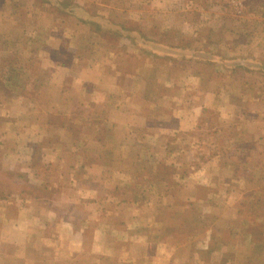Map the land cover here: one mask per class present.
I'll list each match as a JSON object with an SVG mask.
<instances>
[{
	"label": "rangeland",
	"instance_id": "374dc122",
	"mask_svg": "<svg viewBox=\"0 0 264 264\" xmlns=\"http://www.w3.org/2000/svg\"><path fill=\"white\" fill-rule=\"evenodd\" d=\"M260 34L264 0H0V223L10 222L12 237L25 243L52 237L86 254L102 247L101 257L107 246L103 261L113 264V246L125 242L135 264L187 262L165 250L199 238L209 222L196 215L205 188L190 182L206 161V124L194 132L179 123L168 104L177 88L166 99L155 89L169 78L160 70L179 65L172 58L179 52L198 48L204 59L211 40L236 38L230 51L245 40L252 54ZM80 71L88 81L77 105L76 88L63 86ZM179 76L189 82V72ZM93 92L100 102L134 98V121L86 103ZM182 96L188 102L189 90ZM174 229L177 237L168 235ZM231 237L209 235L207 252L196 245L191 264L258 263L260 251L225 252L222 239Z\"/></svg>",
	"mask_w": 264,
	"mask_h": 264
},
{
	"label": "crops",
	"instance_id": "0c3cea01",
	"mask_svg": "<svg viewBox=\"0 0 264 264\" xmlns=\"http://www.w3.org/2000/svg\"><path fill=\"white\" fill-rule=\"evenodd\" d=\"M255 22L259 25L262 24L260 18ZM243 36L245 38V35ZM235 39L231 37L219 41L211 40L210 43L213 45L210 51H205V60L200 56L198 48L196 51L179 52L172 56L176 61H180L179 65L176 63L175 67L169 68L164 64L160 71L169 70L167 72L169 78L166 80L167 82L161 83L155 88L158 95L164 99H166L165 92H173L177 88L171 97L174 104L171 105L169 101L168 104L171 109H174L175 116H178L176 119H179L180 124L188 121L192 127L190 129H193L194 132L197 122L204 120L206 124L207 147H209L205 151L206 161L193 174V179L190 182L192 187L205 188V196L198 195L199 198H195V202L201 205L200 211L197 210L196 215L209 222L204 224L205 228H200L201 236L199 238L190 237L185 241L186 243L181 244L173 241L167 248L170 251L165 250L166 254H170V257L173 256V259L172 252L174 251L177 254V260L183 256L186 257L187 262L181 264H191L195 257L192 250H196V245L198 248L206 249V243L211 234L232 236L229 241L222 239V247L225 252H234V254L232 253L233 258L234 255L239 258L238 252L242 250L252 249L261 252L257 257L253 256L252 261L258 262L256 264H264V49H262L264 36L254 35L253 43L258 45L253 47V53L249 55L246 54L245 40H241V50L238 47L237 51H230L229 46ZM149 42L151 44L153 41L149 40ZM219 42H225L220 46L221 51H218V48L214 49V44ZM196 65H201V68ZM185 72L190 74L189 82L179 76ZM46 73L50 74L51 72L46 70ZM79 73L81 71L73 74V76L77 75L78 81L63 86V88L65 90L69 88L70 91L76 88L78 93L72 94L71 99L75 101L73 103L81 105L76 102V99L80 96L79 91L84 88L83 84L88 80ZM55 80H57V76L53 74L50 82L54 83ZM185 89L190 92L188 102L182 98ZM50 94L53 97H60L59 92ZM132 96L135 97V94ZM96 97L94 92L91 93L86 103L100 102ZM134 101V98L116 100L113 95L109 102H100V105L110 106L111 113L124 115L123 122L128 123L134 121L130 119L132 117L131 109L138 106ZM149 102L151 103L150 100ZM70 104L72 102L68 103V105ZM189 107L190 109L186 110ZM203 112H205L204 115ZM200 115L201 117H199ZM73 201L79 202L75 199ZM1 222L0 264H113L114 260L103 261L108 252L105 245L104 255L101 257L102 247L96 249L93 246L86 254L83 251H78L81 249L77 244L69 245V242L64 244L63 241V244H54L52 237L42 238L39 242L31 238L30 242L25 243L26 238L12 237V233L9 232L10 222L8 225L7 222L2 221V218ZM190 226L195 228L192 222H190ZM30 230L33 231L31 234L37 235L36 228H30ZM65 231L64 227L62 235ZM197 232L199 233V231ZM56 233L59 232L56 231ZM67 233L65 232V234ZM172 233L175 234L172 235L170 230L168 231V235H179L175 229L172 230ZM253 237H256L255 240H252ZM194 240H199L196 241L199 243ZM127 244L128 242L122 244L124 248L113 246L111 252L113 255L115 253L117 258L114 264H135L133 255H130L132 248L123 252L127 249ZM184 246L187 248V254L179 255ZM212 250L214 251V249ZM144 252H146V248L143 249ZM78 253H81L82 257ZM176 259L174 260L177 261ZM207 264L209 263L207 262Z\"/></svg>",
	"mask_w": 264,
	"mask_h": 264
}]
</instances>
